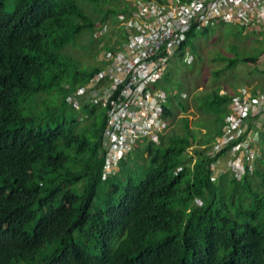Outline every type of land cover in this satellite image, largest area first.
Here are the masks:
<instances>
[{"label":"trees","instance_id":"obj_1","mask_svg":"<svg viewBox=\"0 0 264 264\" xmlns=\"http://www.w3.org/2000/svg\"><path fill=\"white\" fill-rule=\"evenodd\" d=\"M110 1L0 0V264H264V126L253 172L239 178L226 169L211 182L201 163L190 166L221 136L232 90L196 93V110L212 124L193 128L190 116L178 118L188 112L180 99L193 83L178 87L168 66L156 83L169 93L163 120L184 132L174 127L158 145L145 141L119 172L103 176L108 107L83 99L74 105L70 97L107 60L77 70L64 48L131 14V3L106 7ZM214 32L194 26L172 58L185 63L184 84L186 57L201 61V42ZM263 51L264 43L257 55L228 60L216 78L239 63L255 67Z\"/></svg>","mask_w":264,"mask_h":264},{"label":"built area","instance_id":"obj_2","mask_svg":"<svg viewBox=\"0 0 264 264\" xmlns=\"http://www.w3.org/2000/svg\"><path fill=\"white\" fill-rule=\"evenodd\" d=\"M131 9L122 22L123 44L114 52L107 51V64L70 97L74 105L84 97L108 107L101 139L104 177L117 173L121 160L145 141L160 144L169 93L156 83L168 72L171 59L194 26L205 30L225 24L254 33L264 43V0H134ZM191 58L186 57L188 63ZM254 65L264 76V51ZM226 94L229 113L221 136L206 153L193 155L190 164L193 169L201 163L211 182L218 163L241 178L248 170L253 172L263 156L264 90L240 87Z\"/></svg>","mask_w":264,"mask_h":264},{"label":"rangeland","instance_id":"obj_3","mask_svg":"<svg viewBox=\"0 0 264 264\" xmlns=\"http://www.w3.org/2000/svg\"><path fill=\"white\" fill-rule=\"evenodd\" d=\"M133 1L134 0H111L106 7L124 8L125 4H132ZM106 9L107 8H104L103 11H106ZM102 16V13L97 14L99 19H101ZM120 16H122V14H120ZM216 25L213 26L215 27V32L209 38L203 39L201 42L199 52L202 56V60L199 61L196 57L195 60L193 57L191 58L189 62H192V64H189L191 65V70H188L191 76H189V80H186L185 84L180 80L181 76L188 78L185 73H180V70L184 69L183 66L185 63L179 61V63L176 64L174 59L169 63V67L175 70L176 79L173 81L174 83L176 82L175 84L178 87L187 90L190 89L191 82L193 83L194 88L192 89V94L188 96L186 92H183L180 99L183 103L188 105V112L180 111L178 114V118L190 116V123L193 128H195V121L201 122L205 126L212 124L209 121L208 115L196 110L194 102L196 93H210L213 90L221 88H223L222 90L228 89L233 92L240 87H249L253 90H258L262 85L261 82H264V76L259 73L253 65L244 63L237 64L216 78L215 73L226 67L228 60L238 56L257 55L263 46L262 38L256 36L259 41L261 40V42H257L254 38L238 34V31L241 30L234 29L228 25ZM122 28L121 23H116L109 18L106 27H103L101 31L96 28L94 34L86 31L75 38L74 41L70 42L64 48V52L71 59V67L73 68L75 66L77 70H83L100 64L104 65V53L106 50L104 47L106 45H116V48L119 47V43L124 39ZM175 65H178L179 68ZM175 92L177 93L178 91L175 90L174 95ZM196 104L198 105V101H196ZM79 119H82V117H79ZM82 123L84 124V121ZM182 126L183 125H180V127H178L176 124H173L161 134V137L165 134L169 135L172 133L174 127H178L175 130L182 134L184 132ZM205 126L201 129H204ZM201 131V133L197 132L198 136L205 132L204 130ZM196 149V147L193 148L194 151ZM137 161H139V163H144V160L141 158ZM217 166L218 169L215 172L216 177L221 173V170H225L223 163H218ZM92 243L93 242H91V244ZM89 250L100 252L98 248H90Z\"/></svg>","mask_w":264,"mask_h":264},{"label":"clouds","instance_id":"obj_4","mask_svg":"<svg viewBox=\"0 0 264 264\" xmlns=\"http://www.w3.org/2000/svg\"><path fill=\"white\" fill-rule=\"evenodd\" d=\"M171 60H172V59H171ZM174 91H175V90H174ZM73 94H74V93H73ZM171 94L174 95V94H173V90H171ZM175 95H176V94H175ZM82 99H83V100H86L84 97H81V98H80V100H82ZM93 104H95V103H93ZM97 105H99V104H97ZM166 130H167V127H166ZM119 170H120V168H119ZM118 172H119V171H118ZM113 175H114V174H113ZM103 176H104V175H103Z\"/></svg>","mask_w":264,"mask_h":264},{"label":"crops","instance_id":"obj_5","mask_svg":"<svg viewBox=\"0 0 264 264\" xmlns=\"http://www.w3.org/2000/svg\"><path fill=\"white\" fill-rule=\"evenodd\" d=\"M140 147H142V146H140ZM140 147H138V148H140ZM138 148H137V149H138ZM137 149H136V150H137ZM136 150H135V151H136ZM135 151H134V152H135Z\"/></svg>","mask_w":264,"mask_h":264}]
</instances>
